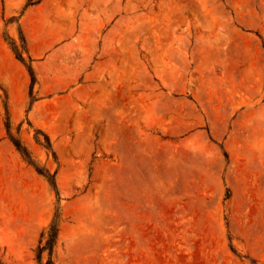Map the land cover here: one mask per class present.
I'll return each instance as SVG.
<instances>
[{
  "label": "rangeland",
  "instance_id": "obj_1",
  "mask_svg": "<svg viewBox=\"0 0 264 264\" xmlns=\"http://www.w3.org/2000/svg\"><path fill=\"white\" fill-rule=\"evenodd\" d=\"M26 1L0 0V264H39L58 205L56 264H264V0Z\"/></svg>",
  "mask_w": 264,
  "mask_h": 264
},
{
  "label": "trees",
  "instance_id": "obj_2",
  "mask_svg": "<svg viewBox=\"0 0 264 264\" xmlns=\"http://www.w3.org/2000/svg\"><path fill=\"white\" fill-rule=\"evenodd\" d=\"M39 1L40 0H27L23 6L21 14H23L27 8H29L32 5H35ZM19 31L21 34V40L23 44L22 49L19 48L15 39H13L12 41L13 42L12 49L15 52L17 58H19L20 60L25 62L23 51L28 53V57L30 60H33L31 54L29 53V49L27 47V38L21 28H19ZM27 68L31 76V84H30L31 102H30L29 107L26 110L25 119L28 120L29 125L33 127V124L29 119L28 113L30 109L32 108L34 101L36 100L34 98V89L37 83V74H36V71L32 63L27 64ZM4 92H5L6 97L8 98L6 90H4ZM5 109H6V119H5L6 137L10 139L12 144L21 153V155L27 162L34 165L36 169L38 170V172H40L41 174L47 177V179L49 180V182L52 184L53 188L55 189L56 195H57V201L58 203H60L61 196H60V191L58 188L55 174L51 173L48 169H42L35 165L32 152L29 150V148L23 143V141L20 138L15 137L12 133L11 114H10L8 102H5ZM20 127H22V124L20 125ZM34 130H35L34 138L36 142H38L41 146L46 148L48 152L50 151L56 158V152L54 150L53 142H52L50 135L41 128L34 127ZM62 220L63 219H62V214H61V208H60V205H58L53 215V218L51 219L49 224L46 225L42 229L40 233V238H39V241L36 247V256H35L39 264H56L55 250L59 242V238H60Z\"/></svg>",
  "mask_w": 264,
  "mask_h": 264
}]
</instances>
